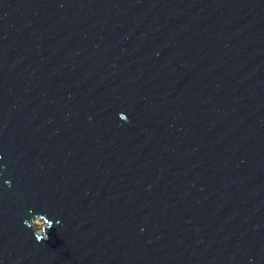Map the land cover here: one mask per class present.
I'll list each match as a JSON object with an SVG mask.
<instances>
[{
  "label": "water",
  "instance_id": "water-1",
  "mask_svg": "<svg viewBox=\"0 0 264 264\" xmlns=\"http://www.w3.org/2000/svg\"><path fill=\"white\" fill-rule=\"evenodd\" d=\"M0 264H264V0H0Z\"/></svg>",
  "mask_w": 264,
  "mask_h": 264
},
{
  "label": "rangeland",
  "instance_id": "rangeland-1",
  "mask_svg": "<svg viewBox=\"0 0 264 264\" xmlns=\"http://www.w3.org/2000/svg\"><path fill=\"white\" fill-rule=\"evenodd\" d=\"M40 224H42V222H40Z\"/></svg>",
  "mask_w": 264,
  "mask_h": 264
}]
</instances>
